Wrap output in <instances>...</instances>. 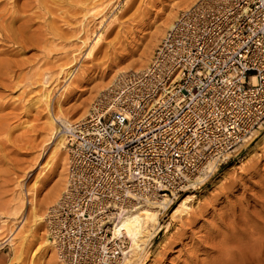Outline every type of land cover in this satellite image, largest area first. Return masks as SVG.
I'll list each match as a JSON object with an SVG mask.
<instances>
[{
  "label": "rangeland",
  "instance_id": "obj_1",
  "mask_svg": "<svg viewBox=\"0 0 264 264\" xmlns=\"http://www.w3.org/2000/svg\"><path fill=\"white\" fill-rule=\"evenodd\" d=\"M197 1L0 0V21L8 31L0 29V264H28L36 246L32 237L45 229L46 213L63 191L67 150L53 154L63 127L57 122L48 130L56 102L70 124L84 118L117 75L112 77V69L117 64L130 66L129 72L146 67L167 30L159 35L156 29L172 24ZM147 28L152 32L144 36ZM55 184L57 196L41 201ZM186 195L192 196V213L170 217ZM34 202L44 220L31 233L28 212ZM153 210L162 229L143 248L150 257L135 264H241L244 259L264 264V123L226 164L196 178L167 210ZM10 233L12 244L5 242ZM25 237L30 242L18 257ZM32 264L60 263L45 249Z\"/></svg>",
  "mask_w": 264,
  "mask_h": 264
},
{
  "label": "built area",
  "instance_id": "obj_2",
  "mask_svg": "<svg viewBox=\"0 0 264 264\" xmlns=\"http://www.w3.org/2000/svg\"><path fill=\"white\" fill-rule=\"evenodd\" d=\"M263 123L264 0H198L65 130V185L45 216L59 263L121 264L125 213L167 210Z\"/></svg>",
  "mask_w": 264,
  "mask_h": 264
},
{
  "label": "bare ground",
  "instance_id": "obj_3",
  "mask_svg": "<svg viewBox=\"0 0 264 264\" xmlns=\"http://www.w3.org/2000/svg\"><path fill=\"white\" fill-rule=\"evenodd\" d=\"M13 14H12V16H13ZM16 15H17V13H16ZM20 18H23V17L20 16ZM3 23H4V20L2 19L0 21V29L3 30L4 33L5 32H8L7 29L3 26ZM19 23H20V21H19ZM171 26H172V24L169 23L165 27H161L159 29H156L157 30V33L159 35H162L163 32L165 31V29L168 30V29L171 28ZM144 31H145V33L143 34L144 36H146V35H148V34H150L152 32L151 29H148V28L145 29ZM142 65H146L145 62L143 64H141L140 66H142ZM128 67H130V66H128ZM128 67H126L125 65H122V64H119V65L117 64L112 69V72H111L112 73V77H113V75H116V74L118 75V74H121V73L129 72L128 71V69H129ZM136 70H140V68H136ZM74 72H75L74 70L68 72V74H67L68 75L67 76L68 77L67 78L68 80L73 76ZM104 90H100V92H99V94H98L97 97H99ZM41 98L44 99L47 102L48 99H49V94L47 92H44L41 95ZM56 110H57L56 111V114H54V113L52 114L51 113V116L48 119V130H49V132H52V130L54 129V126L56 125L57 122L60 123V125L63 127V134L62 135H58V138L56 139L55 144H54V153H53L55 155H57V154L60 155L61 154L60 152H62V150H67V147H66V138H65V130L66 129H70V125L71 124L65 119L66 116L64 115V112L62 110L61 103L59 101L56 102ZM63 136H64V138H63ZM67 161H68V158H67ZM48 165H49V162H46L45 163V167H48ZM64 165H65V157L63 156L60 159V163H59V166H60V171L58 173L59 183L61 182V180L64 177L63 176L64 175ZM197 179H199V177H197ZM201 181H202V179H200V182ZM34 185H36V182L34 183ZM49 189H50V191L47 192L48 193L47 198L41 200V201H45V203L52 202V200L55 198V196H57L58 190H59V184L52 185ZM191 202H192V196L186 195V196L182 197L176 203V205L173 207L172 212L170 214V217L177 218V219H182V217L188 215L192 211L191 210L192 209ZM164 203H166V200H163L159 204V206H162L161 204H164ZM162 207L164 208L165 206H162ZM153 208H155V207H152V208H144V209L137 207V208L133 209L132 211H129L128 213H125V216L123 218H121V220L114 226V228L112 230L113 235L121 234L125 238H128V240L130 242V245H129V248H128L129 249V252H128V257L129 258L128 259H124L121 264H135L136 261H137V259H139L142 262L144 260H147L150 257V252H148L149 250L143 251L144 250L143 248L146 247V245H148V243L162 229V225L159 222V219L157 217L158 214H157L156 211L153 210ZM28 216H29V219H30V222H31V226H30V228H29L28 231L32 233V231L34 229H37V227L45 219V218L43 219V216L40 214V211L38 209V206H37L36 202L32 203V206H31V208H30V210L28 212ZM26 220H27V218H25V220L23 219L21 221L22 222V225L19 227V229L22 228L23 223ZM31 236L32 235H30V237ZM33 236H34V237H32L33 244L35 243L36 246H35V248L29 254L28 264H32V261L34 260V258L36 257V255L38 253H40L41 251H44L45 249H47L48 256L52 257V256L55 255V252H54L52 246L50 245V243H49V241H48V239L46 237V230L45 229H42V231H38V233H36V235L34 234ZM27 238H29V237H25L24 238V241H25L24 244H21L20 243L21 245L19 247L18 257L21 256V253H22V250L25 247V244L27 245L26 241L29 240ZM13 239H14V233H12L5 240V242L8 241V243H11L12 244ZM29 242H30V240H29ZM29 242H28V244H30ZM140 252H142V253H140ZM247 261H248V259L247 260L244 259V261H242L240 263L241 264H250ZM257 262H258V264H263V260H261V259L257 260Z\"/></svg>",
  "mask_w": 264,
  "mask_h": 264
}]
</instances>
